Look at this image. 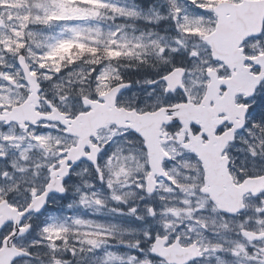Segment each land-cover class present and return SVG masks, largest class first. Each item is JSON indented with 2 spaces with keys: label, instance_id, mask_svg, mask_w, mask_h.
Returning a JSON list of instances; mask_svg holds the SVG:
<instances>
[{
  "label": "snow or ice",
  "instance_id": "snow-or-ice-1",
  "mask_svg": "<svg viewBox=\"0 0 264 264\" xmlns=\"http://www.w3.org/2000/svg\"><path fill=\"white\" fill-rule=\"evenodd\" d=\"M0 264H264V0H0Z\"/></svg>",
  "mask_w": 264,
  "mask_h": 264
}]
</instances>
